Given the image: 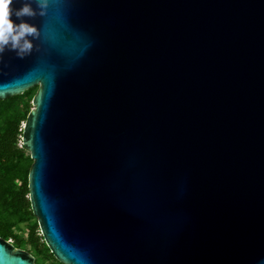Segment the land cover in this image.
<instances>
[{"label": "water", "instance_id": "water-1", "mask_svg": "<svg viewBox=\"0 0 264 264\" xmlns=\"http://www.w3.org/2000/svg\"><path fill=\"white\" fill-rule=\"evenodd\" d=\"M31 6L0 99L38 86L21 144L56 261L264 264V0ZM0 264L35 259L0 238Z\"/></svg>", "mask_w": 264, "mask_h": 264}, {"label": "trees", "instance_id": "trees-1", "mask_svg": "<svg viewBox=\"0 0 264 264\" xmlns=\"http://www.w3.org/2000/svg\"><path fill=\"white\" fill-rule=\"evenodd\" d=\"M37 90L35 86L20 95L0 99V238L10 241L15 248L28 250L38 264L50 259L60 264L39 236L29 203L28 174L32 160L27 149L20 146L22 125Z\"/></svg>", "mask_w": 264, "mask_h": 264}, {"label": "clouds", "instance_id": "clouds-1", "mask_svg": "<svg viewBox=\"0 0 264 264\" xmlns=\"http://www.w3.org/2000/svg\"><path fill=\"white\" fill-rule=\"evenodd\" d=\"M37 5L39 15L46 14L49 0H25L19 8H14V0H0V55L4 51H14L19 58L30 55L34 49V41L40 36L36 25L24 21L23 17L37 15V11L31 6ZM19 20L14 22L12 17Z\"/></svg>", "mask_w": 264, "mask_h": 264}, {"label": "rangeland", "instance_id": "rangeland-1", "mask_svg": "<svg viewBox=\"0 0 264 264\" xmlns=\"http://www.w3.org/2000/svg\"><path fill=\"white\" fill-rule=\"evenodd\" d=\"M20 145H22V144H20ZM39 236H41V234H40V232H39ZM26 251H28V250H26ZM29 252V251H28ZM30 253V252H29ZM33 257H34V259H35V264H38V261H37V259H36V257L32 254V253H30ZM58 262V261H57ZM44 264H56V262L53 260V259H50V260H48V261H46Z\"/></svg>", "mask_w": 264, "mask_h": 264}, {"label": "built area", "instance_id": "built-area-1", "mask_svg": "<svg viewBox=\"0 0 264 264\" xmlns=\"http://www.w3.org/2000/svg\"><path fill=\"white\" fill-rule=\"evenodd\" d=\"M21 146V145H20Z\"/></svg>", "mask_w": 264, "mask_h": 264}]
</instances>
